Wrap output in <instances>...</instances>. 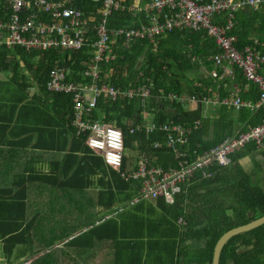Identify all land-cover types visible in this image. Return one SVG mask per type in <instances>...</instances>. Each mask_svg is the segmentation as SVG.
<instances>
[{"label":"trees","instance_id":"trees-1","mask_svg":"<svg viewBox=\"0 0 264 264\" xmlns=\"http://www.w3.org/2000/svg\"><path fill=\"white\" fill-rule=\"evenodd\" d=\"M127 1L129 0L124 4H127ZM75 6L84 14L91 9L86 0H77ZM5 10L3 0H0V19L4 17ZM223 16L224 14L218 15L216 22L222 23ZM132 21L134 22L135 18L128 11L114 12L109 24L126 27L131 25ZM233 22L231 35L235 36V48L242 50L251 45L252 40H256L259 45L255 49L264 55V9L250 10L246 14L241 8L233 13ZM132 26L136 27L135 24ZM90 43L91 40H87L81 50L64 54L56 50L26 51L21 48L8 49L4 45L0 46V70L7 69V63L11 61L14 64L19 62L26 64L32 80L37 84L39 94L45 99L53 100L52 111L58 115L60 125L67 126V130L61 133L68 132L72 135L68 153L55 152L57 149L50 150L54 152L52 158L55 160L54 166L56 165L52 174H41L36 177L33 173H27L14 184L16 186L8 198L10 208L7 215H0V222L8 223L0 226L1 251L8 260L11 259L16 247L21 246L29 257L43 252L29 264H66L65 259L71 260L73 264H80L85 248V237L96 235L98 230L116 232V236L112 234V237L116 238L114 242L119 246L123 243L132 245L139 242V237L132 233L131 226L136 224L133 213L148 208L145 205L150 202L143 199L134 202L141 181L123 177L121 173L127 174L136 168L137 156L147 158L149 167H159L163 170L174 167L170 151L163 146L159 149L153 146L155 142L163 140L161 131L156 130L149 135L142 131L129 132L143 122L141 114L144 108L137 99L123 100L120 107H117L118 103L109 101L101 94L96 105L85 117L90 121L112 124L123 131L125 149L119 169L109 167L101 157L86 148L84 142L87 133L75 135L72 127L74 114L71 95L50 92L46 85L56 60L59 62L63 60L62 65L68 69L67 81L81 86L89 84L90 77L85 73L91 64ZM11 52H14V55L18 54L16 58H9ZM219 52L213 39L204 31L165 33L156 43L155 50L148 43V39H139L128 48H120L115 60L98 65L100 76L98 85L107 83L114 88L125 90L135 89L149 80L154 88L152 97L145 106L148 105L147 108L151 110L156 108L155 99L162 98L168 93L175 97L180 95L210 97L215 92L222 100L228 98L234 91L233 85L240 89L236 92L240 100L250 105L254 104L258 95L257 88L254 84L246 82L238 69H234L231 78L216 80L210 77L213 64L209 58ZM31 60L35 61L34 65L30 63ZM108 69L111 70V74L105 77L109 73ZM258 73L264 76V64ZM220 105L216 116L207 117L201 122V127L191 131L187 138L188 145L184 147L186 151L195 150L202 153L220 144L228 136L235 135L236 131H245L264 120L262 107L252 109L242 107L235 110ZM198 117V108L189 110L177 101H162L155 122L161 124L172 120L184 126L190 125ZM63 141L62 150L67 143L66 140ZM254 146L252 143L245 145L231 156L232 162H237L245 150H254ZM211 170L215 172L212 178L201 179L196 173L193 182L182 188L172 205H165L163 199L158 198L157 202L169 213V225L174 226L169 236L162 237L164 241H171V250L168 252L171 259L169 264H179L180 257L184 264H211L215 244L222 234L252 221L254 217L264 216V191L260 187L249 185L248 182L242 190L248 194L247 206L256 213L254 217L234 222L226 215V207L210 201L212 191L205 194L206 198L197 199L196 191L199 187L197 184L211 182L222 169L213 167ZM39 178L41 182L34 181ZM87 199L100 207L102 215L115 211L118 203H121V206L117 208H121L122 211H117L116 215L111 213L103 221L100 215H91L87 218ZM242 199L239 197V201ZM186 202L191 205H186ZM148 206H151V203ZM179 217L184 222L181 228L176 224ZM147 222V217L141 222L144 223V230L141 232L140 242L145 244L152 238L145 228ZM83 227L90 228L66 241L61 247L50 249ZM185 244L183 251L182 245ZM241 246L242 251L238 252ZM141 260L140 255L137 263L135 259L131 261L128 258L119 264H140ZM229 261H232V264H264V224L232 237L224 245L219 264H228Z\"/></svg>","mask_w":264,"mask_h":264},{"label":"built area","instance_id":"built-area-1","mask_svg":"<svg viewBox=\"0 0 264 264\" xmlns=\"http://www.w3.org/2000/svg\"><path fill=\"white\" fill-rule=\"evenodd\" d=\"M77 0H3L4 17L0 19V46L8 49L21 48L26 51L56 50L60 54L79 51L91 40V64L85 73L90 77L89 84L81 86L66 80L67 71L62 61H55L49 73L46 85L53 93L70 94L72 97L73 114L72 127L75 135L86 134L84 144L94 155L103 159L106 165L119 169L124 155V134L120 128L103 121L85 119L97 100L104 95L109 101L120 103L123 100L141 101L143 112L142 123L137 124L129 132L154 131L163 133V140L154 143V148H167L174 160V167L163 170L159 167H149L148 159L137 156L136 168L123 177H132L141 181L138 196L134 202L155 201L162 198L164 203L172 205L182 188L195 179L198 173L201 179L212 178L211 170L224 169L231 165V156L247 144L260 147L264 144V120L260 124L249 127L245 131H236L220 144L209 150L197 153L186 151L188 136L192 130L201 127V122L207 119V107L217 110L220 104L239 110L242 107L264 108V76L259 74L264 64V55L255 48L256 40L242 50L234 46L235 36L231 35L233 28V13L244 7L256 11L264 9V0H86L91 9L86 14L76 8ZM138 3V4H137ZM137 4V5H136ZM128 11L135 21L126 27H115L109 24L114 12ZM224 14L222 23L216 22L217 16ZM136 25L133 27L132 25ZM171 31H204L211 37L219 49V53L210 57L213 69L210 77L221 80L233 77L234 69H238L246 82L257 88V100L250 105L240 100L236 92H231L228 98L220 100L218 94L202 95V97H186L168 93L155 99L156 108L145 106L152 97L153 84L146 82L133 89H119L105 84L98 85V65L108 60H115L120 48H128L139 39H148L153 47L160 38ZM105 77L111 74V70ZM162 101H177L189 110L198 108L199 117L190 125H180L168 120L165 123L155 122L159 104ZM202 109V110H201ZM206 111V112H205ZM215 171V170H214ZM178 225H183L181 218ZM30 260H22L20 264H29Z\"/></svg>","mask_w":264,"mask_h":264},{"label":"crops","instance_id":"crops-1","mask_svg":"<svg viewBox=\"0 0 264 264\" xmlns=\"http://www.w3.org/2000/svg\"><path fill=\"white\" fill-rule=\"evenodd\" d=\"M243 10L246 14L250 12V9L246 7ZM16 55L18 54L14 55V52H11L9 58H16ZM30 63L34 65L35 61L31 60ZM25 65L21 62L14 64L11 61L7 63V69L0 70V215H7L10 208L8 198L16 186L14 184L27 173H33L36 177L41 174H52L56 165L54 166L55 160L52 158L54 152L50 150L57 149L55 152L62 151L66 154L69 152L72 142L70 133H61V131L67 130V126L60 125L58 115L52 111L53 100L45 99L39 94L37 84L32 80ZM233 88L232 92L235 93L238 88L236 85H233ZM210 109L207 107L206 110ZM215 111L213 110V112ZM63 140H66L67 143L62 150ZM254 147V150H245L237 162H232L228 168L218 172L220 174L217 173L211 182H205L204 185H201L204 182L197 184L199 186L196 191L197 199L206 198L205 194L212 191L210 201L226 207V215L234 222L254 217L256 214L249 210V206H247L248 194L242 190L246 187L247 182L264 191V144ZM40 180L39 178L34 181L41 182ZM239 197L243 198L242 201H239ZM157 201L158 199L148 201L151 206H148L150 203H147L145 206L148 208H142L141 212L133 213L134 219L132 215V219L136 223L131 226L132 233L135 237H139V242L132 245L123 243L119 246L114 242L116 238L112 237V234L116 236V232L98 230L96 235L85 237V248L80 264H119L128 258L131 261L135 259V263H137L140 255L142 256L140 264H169L171 259H169L168 252L171 250V241H164L162 237L169 236L171 228L174 226L169 225V213ZM188 204L189 202H186V205ZM120 206L121 203H118L115 211L103 214L101 221L111 213L116 215L117 211L121 212V208H117ZM99 214H101V210ZM145 217L148 219L145 228L152 237L147 244L140 242V235L144 230V223L141 222H144ZM257 218L259 217H254L253 220ZM98 223L97 221L96 224L98 225ZM6 224H8L6 221L0 222V226ZM183 225H178V227L181 228ZM88 228L90 227L79 229L77 233L68 236L61 243L54 244L50 249L61 247L66 241L86 232ZM185 246L186 244L182 245L183 251ZM239 251H242V246L239 247ZM0 253L2 254L0 264H20L22 260L26 259L31 262L43 252L29 257L27 251L19 246L16 247L11 259L8 260L1 251L0 242ZM181 259L182 257H180ZM180 260L179 264H184ZM65 261L66 264H73L71 260L65 259ZM228 264H232V261H229Z\"/></svg>","mask_w":264,"mask_h":264},{"label":"water","instance_id":"water-1","mask_svg":"<svg viewBox=\"0 0 264 264\" xmlns=\"http://www.w3.org/2000/svg\"><path fill=\"white\" fill-rule=\"evenodd\" d=\"M264 224V216H261L255 220H252L244 225L234 227L228 231H226L222 236L218 239L215 244L212 263L211 264H219L220 254L224 247V245L234 236L239 235L241 233L250 231L260 225Z\"/></svg>","mask_w":264,"mask_h":264},{"label":"rangeland","instance_id":"rangeland-1","mask_svg":"<svg viewBox=\"0 0 264 264\" xmlns=\"http://www.w3.org/2000/svg\"><path fill=\"white\" fill-rule=\"evenodd\" d=\"M138 4V3H137ZM136 4V5H137ZM189 109V108H188ZM217 110L213 112L212 110L207 111L208 115H212V117L216 116ZM93 202L90 201V199H87V218H89L91 215H100L101 217L103 216L100 213V207L96 204H92ZM0 258H2V254L0 253Z\"/></svg>","mask_w":264,"mask_h":264}]
</instances>
